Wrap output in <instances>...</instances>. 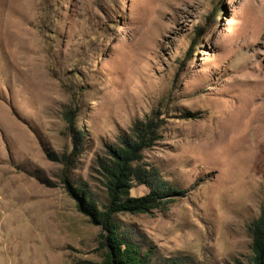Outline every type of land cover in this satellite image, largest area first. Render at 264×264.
<instances>
[{
    "label": "rangeland",
    "instance_id": "1",
    "mask_svg": "<svg viewBox=\"0 0 264 264\" xmlns=\"http://www.w3.org/2000/svg\"><path fill=\"white\" fill-rule=\"evenodd\" d=\"M150 119L138 165L175 193L114 215L120 230L154 264L246 262L264 205V0H0V264L100 263L62 174L103 202L108 152ZM73 129L65 168L46 154H70Z\"/></svg>",
    "mask_w": 264,
    "mask_h": 264
},
{
    "label": "trees",
    "instance_id": "2",
    "mask_svg": "<svg viewBox=\"0 0 264 264\" xmlns=\"http://www.w3.org/2000/svg\"><path fill=\"white\" fill-rule=\"evenodd\" d=\"M64 116L69 122L73 117L70 112L65 113ZM157 127L153 119L134 126V137L123 139L119 147L108 152L106 163L101 165L105 179L103 202L95 200L80 188L70 187L64 173L62 174L66 188L77 198L78 210L87 216L92 224L100 228L98 247L101 262L98 264H154L151 251L145 250L141 243L126 236L115 222L114 215L148 212L158 208L163 203L162 198L175 193L172 188L160 189L156 185L155 172L138 165L141 152L153 145L157 139ZM81 139L82 134L78 129L71 130V153H63L57 157L49 152L46 157L63 164L65 168L72 167V156L80 152ZM42 183H45V180ZM137 184L144 185L149 192L144 196L131 197L129 191ZM249 232L251 254L246 262L236 261L235 264H264V205L260 207L257 219L251 223ZM176 261H171L170 264H180Z\"/></svg>",
    "mask_w": 264,
    "mask_h": 264
}]
</instances>
